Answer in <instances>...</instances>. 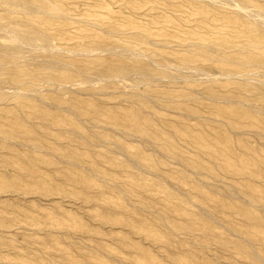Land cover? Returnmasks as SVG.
<instances>
[{
    "label": "rangeland",
    "instance_id": "1",
    "mask_svg": "<svg viewBox=\"0 0 264 264\" xmlns=\"http://www.w3.org/2000/svg\"><path fill=\"white\" fill-rule=\"evenodd\" d=\"M263 16L0 0V264H264Z\"/></svg>",
    "mask_w": 264,
    "mask_h": 264
},
{
    "label": "bare ground",
    "instance_id": "2",
    "mask_svg": "<svg viewBox=\"0 0 264 264\" xmlns=\"http://www.w3.org/2000/svg\"><path fill=\"white\" fill-rule=\"evenodd\" d=\"M216 1H217V0H216ZM233 2H234V1H233ZM236 5H237V4H236ZM238 8H239V9H243V10H245V11H246V10L249 11V9H250V7H246V6H244V5H240V6H238ZM248 8H249V9H248ZM235 9H236V8H235ZM257 13H258V12H257ZM259 13H260V12H259ZM259 13H258V14H259ZM246 14H247V13H246ZM259 15H260V14H259ZM257 16H258V15H257ZM263 17H264V16H263ZM256 18H257V17H256ZM261 19H263V18H261Z\"/></svg>",
    "mask_w": 264,
    "mask_h": 264
}]
</instances>
